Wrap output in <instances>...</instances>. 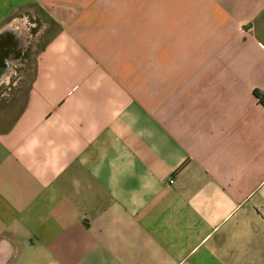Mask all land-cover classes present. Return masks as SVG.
Instances as JSON below:
<instances>
[{
    "label": "crops",
    "instance_id": "0c3cea01",
    "mask_svg": "<svg viewBox=\"0 0 264 264\" xmlns=\"http://www.w3.org/2000/svg\"><path fill=\"white\" fill-rule=\"evenodd\" d=\"M5 28L0 90L36 53L0 264H264V0H0Z\"/></svg>",
    "mask_w": 264,
    "mask_h": 264
},
{
    "label": "rangeland",
    "instance_id": "374dc122",
    "mask_svg": "<svg viewBox=\"0 0 264 264\" xmlns=\"http://www.w3.org/2000/svg\"><path fill=\"white\" fill-rule=\"evenodd\" d=\"M22 33L25 34L23 31ZM30 33L32 34L33 31L31 30L30 32H27L28 37ZM27 41L29 46V38H27ZM35 53L36 49H28L25 53V56L29 57L28 63L22 69L17 70L18 73L27 75L25 79L16 81L15 87H10L9 91L6 88L0 90V111H7L5 113L6 115H4V119L7 121L14 117L23 102L24 93L28 87V78L32 73V59L34 58Z\"/></svg>",
    "mask_w": 264,
    "mask_h": 264
},
{
    "label": "water",
    "instance_id": "95a60500",
    "mask_svg": "<svg viewBox=\"0 0 264 264\" xmlns=\"http://www.w3.org/2000/svg\"><path fill=\"white\" fill-rule=\"evenodd\" d=\"M17 44V48L12 49V39ZM12 38V39H11ZM25 34L22 32L15 33L12 28H5L0 31V77L6 73L9 63H13L20 59L24 52ZM13 51L12 57L9 54Z\"/></svg>",
    "mask_w": 264,
    "mask_h": 264
},
{
    "label": "built area",
    "instance_id": "2783aa9c",
    "mask_svg": "<svg viewBox=\"0 0 264 264\" xmlns=\"http://www.w3.org/2000/svg\"><path fill=\"white\" fill-rule=\"evenodd\" d=\"M260 101L262 102V103H264V96L260 99ZM168 183H173V180H170Z\"/></svg>",
    "mask_w": 264,
    "mask_h": 264
},
{
    "label": "flooded vegetation",
    "instance_id": "af4514ba",
    "mask_svg": "<svg viewBox=\"0 0 264 264\" xmlns=\"http://www.w3.org/2000/svg\"><path fill=\"white\" fill-rule=\"evenodd\" d=\"M14 37H15V36H13V39L11 38V39H12V43H15V41H14ZM13 49H14V48H13ZM9 55H10V54H9Z\"/></svg>",
    "mask_w": 264,
    "mask_h": 264
}]
</instances>
